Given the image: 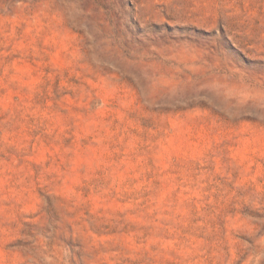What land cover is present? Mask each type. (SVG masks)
I'll return each mask as SVG.
<instances>
[{
	"label": "rangeland",
	"instance_id": "obj_1",
	"mask_svg": "<svg viewBox=\"0 0 264 264\" xmlns=\"http://www.w3.org/2000/svg\"><path fill=\"white\" fill-rule=\"evenodd\" d=\"M0 264H264V0H0Z\"/></svg>",
	"mask_w": 264,
	"mask_h": 264
}]
</instances>
